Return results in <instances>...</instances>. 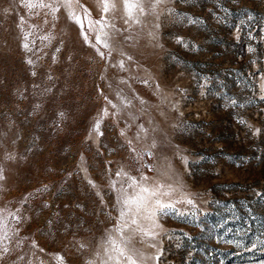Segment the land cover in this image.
Masks as SVG:
<instances>
[{
  "label": "rangeland",
  "instance_id": "obj_1",
  "mask_svg": "<svg viewBox=\"0 0 264 264\" xmlns=\"http://www.w3.org/2000/svg\"><path fill=\"white\" fill-rule=\"evenodd\" d=\"M134 2L0 0V264L264 262V0Z\"/></svg>",
  "mask_w": 264,
  "mask_h": 264
},
{
  "label": "snow or ice",
  "instance_id": "obj_2",
  "mask_svg": "<svg viewBox=\"0 0 264 264\" xmlns=\"http://www.w3.org/2000/svg\"><path fill=\"white\" fill-rule=\"evenodd\" d=\"M124 6L130 18L133 16V12L136 9H139V12L141 14H143L144 12V8L138 2H134V0H125ZM152 7L155 8V5H153ZM189 22H195V21L193 20ZM237 30H239V27L237 28ZM233 103H235V101H233ZM98 127L99 124H97V128ZM130 179H132V183L128 187L133 190V195L132 196L125 195L122 199V204L124 208L128 210V213L132 214L130 220L131 225L137 226L136 229L133 230V234H135L136 231H140L144 235L151 236L152 239L154 240L155 233L151 231V228L158 226L155 223V217L157 212H159L160 215L174 214L183 217L184 219H189V217H191L193 221L198 220L195 211H192L191 213L187 211H181L180 209L176 208L175 206L176 202H170V203L163 202L160 199V196H168L170 195V192L168 191L161 192L160 189L162 186L158 185L155 188H150L144 186L143 184H139L134 178H130ZM141 179L145 181L147 180L146 177H141ZM179 202L185 203L187 205H191L193 208H195L194 201L191 198H187ZM126 215L127 213L122 209L120 213L122 220ZM250 218L252 220L256 219L255 216H251ZM237 219H239V217H237ZM138 220L140 223H138ZM143 222H147V225L145 227H141V224ZM199 222L202 223V221ZM124 223H127V221H125ZM262 226H264V222H262ZM240 234H241V230H237L236 235L240 236ZM229 243H235L239 245L243 243V241L238 239L236 241H229ZM152 246L155 247V244H153ZM255 247H256L255 242H252L251 248H249L248 250L254 249ZM120 255L123 256L124 253L121 252ZM133 257H136L140 261V264H145L146 261L150 262L153 259L157 261L159 260V256L145 257L138 249H136L135 247H130L129 255H127L126 257L128 264H137V259H133ZM262 264H264V262H262Z\"/></svg>",
  "mask_w": 264,
  "mask_h": 264
}]
</instances>
